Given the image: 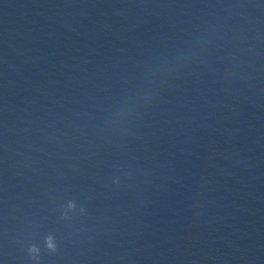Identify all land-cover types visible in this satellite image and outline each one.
I'll list each match as a JSON object with an SVG mask.
<instances>
[{
    "label": "water",
    "instance_id": "water-1",
    "mask_svg": "<svg viewBox=\"0 0 264 264\" xmlns=\"http://www.w3.org/2000/svg\"><path fill=\"white\" fill-rule=\"evenodd\" d=\"M0 264H264V0H0Z\"/></svg>",
    "mask_w": 264,
    "mask_h": 264
},
{
    "label": "clouds",
    "instance_id": "clouds-1",
    "mask_svg": "<svg viewBox=\"0 0 264 264\" xmlns=\"http://www.w3.org/2000/svg\"><path fill=\"white\" fill-rule=\"evenodd\" d=\"M51 246V245H50Z\"/></svg>",
    "mask_w": 264,
    "mask_h": 264
}]
</instances>
